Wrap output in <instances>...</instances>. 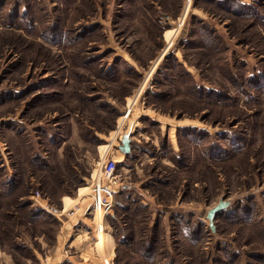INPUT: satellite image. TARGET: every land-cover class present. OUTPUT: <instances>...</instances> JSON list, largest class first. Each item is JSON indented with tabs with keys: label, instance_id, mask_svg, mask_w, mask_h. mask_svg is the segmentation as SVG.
<instances>
[{
	"label": "rangeland",
	"instance_id": "374dc122",
	"mask_svg": "<svg viewBox=\"0 0 264 264\" xmlns=\"http://www.w3.org/2000/svg\"><path fill=\"white\" fill-rule=\"evenodd\" d=\"M0 264H264V0H0Z\"/></svg>",
	"mask_w": 264,
	"mask_h": 264
},
{
	"label": "built area",
	"instance_id": "2783aa9c",
	"mask_svg": "<svg viewBox=\"0 0 264 264\" xmlns=\"http://www.w3.org/2000/svg\"><path fill=\"white\" fill-rule=\"evenodd\" d=\"M99 158V163L97 167L103 165L107 168L106 173H99L98 176L92 177L91 181L88 185V199H90V214L93 219H95L96 225L98 223L101 224L105 216L112 211L113 207V198L115 193L119 190L120 187L123 186L119 182V175L115 172L116 160L113 159L111 155H109V151ZM109 159H111L109 161ZM101 160V161H100ZM102 160H104L102 162ZM96 172H98L96 168ZM103 175H105L106 179H103ZM97 212L103 213V218H101L100 222H97L98 218H96ZM101 226V225H100Z\"/></svg>",
	"mask_w": 264,
	"mask_h": 264
},
{
	"label": "water",
	"instance_id": "95a60500",
	"mask_svg": "<svg viewBox=\"0 0 264 264\" xmlns=\"http://www.w3.org/2000/svg\"><path fill=\"white\" fill-rule=\"evenodd\" d=\"M118 150L125 155L126 157L131 152V135L124 134L120 139V145L118 146ZM228 206L227 202L220 201L216 206L210 209L206 215L207 220L209 221V227L211 231H214L213 220L217 213L223 211Z\"/></svg>",
	"mask_w": 264,
	"mask_h": 264
},
{
	"label": "crops",
	"instance_id": "0c3cea01",
	"mask_svg": "<svg viewBox=\"0 0 264 264\" xmlns=\"http://www.w3.org/2000/svg\"><path fill=\"white\" fill-rule=\"evenodd\" d=\"M108 234H104L103 236H107Z\"/></svg>",
	"mask_w": 264,
	"mask_h": 264
},
{
	"label": "trees",
	"instance_id": "16d2710c",
	"mask_svg": "<svg viewBox=\"0 0 264 264\" xmlns=\"http://www.w3.org/2000/svg\"><path fill=\"white\" fill-rule=\"evenodd\" d=\"M218 214V213H217ZM103 233V232H102ZM103 234H107V233H103Z\"/></svg>",
	"mask_w": 264,
	"mask_h": 264
}]
</instances>
